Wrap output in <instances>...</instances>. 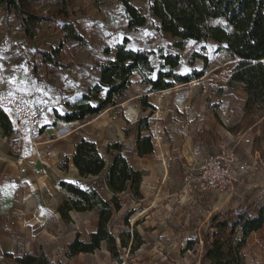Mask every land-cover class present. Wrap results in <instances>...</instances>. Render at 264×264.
<instances>
[{
    "label": "rangeland",
    "instance_id": "rangeland-1",
    "mask_svg": "<svg viewBox=\"0 0 264 264\" xmlns=\"http://www.w3.org/2000/svg\"><path fill=\"white\" fill-rule=\"evenodd\" d=\"M110 3L109 0L40 1L35 8L36 12L41 17H48L51 22L41 24L29 34H25L15 25L12 15L6 16L0 12V57L3 55L0 62L9 58L7 64L12 71L15 70L14 74H19L20 80L30 81L31 63L37 66L36 76L42 74L40 79L44 74H54L51 65L44 63L41 51L58 49L56 61L61 65L73 64L74 58H85L90 50L92 53L88 42L85 46L76 42L75 45L69 46L68 44L73 42L65 41L60 26L72 23L84 39L93 30L99 32L104 42L112 41L114 34H109L111 30L106 19L110 18L108 15H112L114 22L119 23L124 10L119 4L111 6ZM131 4L145 16L147 22L135 38L124 37L128 39L126 48L151 52V63L155 72L173 56L179 63V66L172 70L173 74L185 76L202 72L203 76L187 84H174V87L166 90L164 94L155 95L148 90L149 86L137 82L138 74L134 73L130 80L136 81V84L130 82L123 95L116 97L113 105L99 114L87 116L83 122L72 124L58 120V114L54 111L52 122L50 119L44 122L45 136L39 140L38 146L42 152L40 158L35 160L38 161L33 171L38 172L36 166L41 163V158H47L50 153L47 160L50 162L58 149L62 151L58 162L52 164L53 167L42 164L44 169L40 168L44 174L50 171L52 183L50 190L45 193L50 199H56L52 202L54 207L56 201L62 203L69 197L58 186L60 181L79 187H83L86 180L95 182L93 178L85 180L79 175L73 177L70 172L69 168L74 165L75 153L71 147L77 136L94 137L100 141L99 153L105 164H109L116 153H121L131 165L132 147L138 129L148 126V130L140 134L151 136L152 142H156L158 138L160 140L156 143L157 154L148 160L145 166L143 164L149 174L145 175L141 171L143 177L140 197L131 189L118 195L120 209L114 211L109 227L117 244L120 239L126 244V248L120 250L119 259L110 256L106 243H101L99 249L91 254L69 257L68 242L76 236L82 241L88 240L89 234L96 231L98 223L96 211L71 212L68 219L48 216L47 226L53 229L56 239L48 236L51 239L48 244L52 247H47L44 251L41 249L44 248V235L33 236L31 230L26 233V254L42 253L53 264H199L203 253L201 232H210L212 216L248 207L250 213L255 215L258 209L264 207V110L252 109L245 114V94L239 87L227 86V79L236 65V60L228 56L224 45L210 40L200 43L186 41L182 49L174 47L177 40L158 30L157 20L149 15L148 3L133 0ZM89 8H94L97 16L91 15ZM17 36L23 37V40H17ZM44 37L52 39L47 47L38 42ZM116 39H120L119 35ZM30 41L36 44L27 46L26 43L30 44ZM112 43L110 42L108 50L102 49L104 56L114 47ZM39 45L43 47L40 48ZM27 50L30 59L26 58ZM18 53H21L20 60L15 57ZM71 53L73 62L66 63L67 56ZM16 62L19 64L16 65ZM78 63L75 69L86 65L88 71L89 67H93L95 71L96 64L91 57ZM2 71L4 68L1 66L0 72ZM74 86L80 88L77 82ZM82 90V94L87 93ZM155 102L160 106L159 109L151 106V103ZM181 103L182 106L173 107ZM92 104L96 105L95 102ZM198 120L200 122L196 123ZM238 133L240 136H237ZM246 138H249V144L243 142ZM1 139L6 146L3 157H0V198H4L10 191L4 184L6 181L11 184L23 182L30 174L19 175L15 171L11 174V168L15 169L12 163L16 154H10V142L4 137ZM52 143L55 146L51 145ZM222 151L246 162L250 157L254 158L257 151L262 161L257 160L254 168L240 174L241 177L231 195L209 191L201 178L202 167L206 161ZM103 171L105 173V170ZM15 191L11 188L14 195L22 192L19 188ZM99 192L103 198L110 199L111 194L106 189L99 188ZM1 223L0 219V231ZM135 231L142 241L141 245L138 244L140 240L133 236ZM240 237L239 232L236 238ZM9 255L15 258L25 254L20 252ZM242 255L243 264H264V228L249 236ZM0 264L17 263L7 258L6 253L0 250Z\"/></svg>",
    "mask_w": 264,
    "mask_h": 264
},
{
    "label": "trees",
    "instance_id": "trees-1",
    "mask_svg": "<svg viewBox=\"0 0 264 264\" xmlns=\"http://www.w3.org/2000/svg\"><path fill=\"white\" fill-rule=\"evenodd\" d=\"M46 0H0V12L6 16L12 15L15 25L25 34L33 33L34 29L51 19L41 17L35 8L38 3ZM116 1L124 10L128 28L145 26L147 20L132 4L133 0ZM148 3L150 17L158 22V30L171 35L177 41L174 47L182 49L183 43H195L210 40L224 45L228 56L236 60L228 79L229 88L239 87L245 94L243 111L245 114L252 109L264 110V0H140ZM54 22V21H52ZM65 41L85 45L84 37L72 23L60 26ZM127 38L115 47V59L107 64L99 65L100 79L97 85L82 94L77 103L64 111L57 119L65 123L81 121L87 116L97 115L114 99L120 97L130 85L131 76L136 73L141 83L149 86L150 92L169 90L174 84H187L203 76H179L172 70L179 66L178 61L170 56L166 64H161L155 72L151 63V52L141 49H127ZM58 49L41 51L43 61L51 64L52 69L68 68L56 61ZM95 102L94 106L92 103ZM150 106V105H148ZM151 109H153L150 106ZM148 126L138 129L135 139V152L139 157L153 153L151 136H141ZM0 132L8 137L11 132L10 122L0 112ZM19 143H12L10 154H17ZM74 167L80 178L95 179L87 181L83 187L66 181H60L58 186L66 192V198L58 207L57 213L62 219H68L70 212L85 213L96 211L97 228L89 234L88 240L82 241L78 236L68 247V256L91 254L99 249L101 243H106L107 251L113 259H119L121 251L126 248L123 239L117 244L110 231V221L114 211L120 209L118 195L131 189L140 197V185L143 173L133 168L121 153H116L102 177L105 163L95 144L80 140L75 144ZM65 168V166H64ZM104 188L110 199H105L99 192ZM264 228V207L258 209L255 215L250 208L229 210L223 214L212 216L210 232H201L203 253L199 264H243L242 250L252 233ZM240 238H236L237 233ZM133 236L139 239L136 231ZM134 239V238H133ZM140 240V239H139ZM142 241L140 240V243ZM17 264H53L40 253L25 254L12 257Z\"/></svg>",
    "mask_w": 264,
    "mask_h": 264
},
{
    "label": "crops",
    "instance_id": "crops-1",
    "mask_svg": "<svg viewBox=\"0 0 264 264\" xmlns=\"http://www.w3.org/2000/svg\"><path fill=\"white\" fill-rule=\"evenodd\" d=\"M115 4L118 5V3L116 1H111V3H110L111 6H114ZM88 12L91 15L97 16L94 8H89ZM108 17H110V18H108L106 20L108 21L109 27L111 30V33H109V34L110 35L114 34V36L111 37L112 41L104 42L103 38L101 36H99V32L97 33L93 30L91 31L89 36L87 38H85L86 43L88 42L87 45L90 47V49H92V53L90 50V52L88 54H86L85 58L87 60H89V58L91 57L92 61L93 62L95 61V64H96L95 65V71L93 69V72H89L88 69L85 67L86 65L85 66L81 65L80 67L75 69V65L78 66V64H79L78 62L85 59V58H83V56H81L82 57L81 59L74 58L75 61L73 64H67V65H69L68 68L58 67L56 70L52 69V70H54L53 75L52 74H49V75L44 74L43 78L40 79L39 76H41L42 74H40L39 76H36L37 66H33V64L31 63L30 68H31L32 78H30V81H24V80H20L19 74H14L15 70L12 71L10 69V66L7 64V62H9V60H8L9 58H8V59H5V60L0 62V68H1V66H2V68H4V71L0 72V85H1V87L4 89H7V90H14V91H20V92L26 93L29 97H31V100H32L34 106L37 108L46 106L49 103H54L56 105L58 103L59 99L62 98L63 95L69 89L76 88L74 86L75 82H77L79 84V87H80V88L77 87V89H80V90L83 89L82 92H88L89 89L93 88L99 82L100 73L98 71V66L107 64L109 61H112L115 59V56H116L115 47L118 44H120L119 41L121 39H123L124 37H128V36H130L131 39L133 37L135 38V36L137 34H139L141 29L143 27H145V26H143V27H139V28H128L127 27V18L125 16L124 11H123V18L121 19V21H119V23L114 22L112 15H110V16L108 15ZM163 34H165V33H163ZM118 35H119L120 39H116ZM166 35H169V34H166ZM169 36H171V35H169ZM17 40H23V37L19 36L17 38ZM47 40H49V41H47ZM50 41H52V39H47V37L46 38L44 37L42 39V41L39 40L38 42H42V44H44V47H47L46 45L49 44ZM110 42L111 43L113 42L112 44L114 45V47H111V49L109 50L107 55L104 56L103 51L109 47ZM67 43H71V42H67ZM86 43H85V45H86ZM35 44L36 43H32L31 41H30V44L26 43V45L30 46V47L34 46ZM68 45L73 46V45H75V42L68 44ZM39 46H40V48L43 47V45H39ZM23 49H24V47H23ZM102 49H104V50H102ZM28 51L29 50H27L25 52V55L27 56L26 58L30 59V57L28 55ZM19 54H20V57H19ZM69 55L71 58V62H73V59H72L73 53H71ZM6 56L7 55L5 54L4 57H6ZM15 57L17 58V60H20L21 59V53H18ZM23 58H25V57H23ZM12 63L14 64V62H12ZM44 63L49 64L47 62H44ZM18 64L19 63L16 62V65H18ZM49 65H51V64H49ZM12 74H14L13 77H12ZM9 77H12V78H9ZM132 77H133V75L131 76V78ZM137 77H138L137 82L141 83V79H140L139 75H137ZM130 82L132 84H136L135 83L136 81H133L132 79L130 80ZM129 86H128V88H129ZM148 90L150 91L149 88H148ZM164 92H166V90L160 91V92H152L151 94L158 95V93L164 94ZM78 99L79 98H77V101H78ZM185 103L186 102H184L183 106H185ZM151 106L154 108H157V109H159V107H160L158 104L156 105V102L151 103ZM176 106H182V103L174 105L173 107L176 108ZM52 115L53 114H49L47 116V117H49V118H47V120L50 119L51 120L50 122H52V120H53ZM84 120L85 119L81 120L80 122H83ZM80 122L76 121L75 124H78ZM199 122H200V120L196 121V123H199ZM211 128H213V127L211 126ZM216 132H218V131H216ZM141 136H145V135H141ZM2 137L3 136L1 135V132H0V157H3V154L5 153V150H6V146H4L3 141L1 139ZM78 137L79 136H77V138L75 137L76 138L75 143L71 147L72 152L75 151V144L80 140H86V141L93 142L95 144L98 152L101 149L100 141H98L94 137H85V136H81L79 138ZM4 138L6 139V137H4ZM159 141L160 140L158 138V139H156V142H153V146H154L153 153H151L149 155L142 156V157H139L136 155L135 144H134V147H132L133 148V156L131 159V166L137 170L142 171L143 173H145V175L149 174L148 169L145 168L144 166L148 160H151V158H153L157 154V152H156L157 144L156 143ZM53 143L51 145L55 146V144H53ZM58 145H60V144H58ZM57 147L58 146L56 144V149H57ZM52 149L55 150V148H53V147H52ZM7 152H8V150H7ZM41 152H42V149L39 151V148H36L35 150L30 151V155H31L30 159L33 161V163H31V160H30V163L27 165L28 169L26 170L25 173L30 174V175L23 182L22 181H20L19 183L13 182L11 184V182H8L5 180L6 182L4 184H6L8 186V188H9L8 190H10V191L7 192V195L4 198H0V219L2 222L1 223L2 230L0 231V235H1L0 250L5 252L6 254H8V253L13 254V253H20V252H23L24 254H26L28 252V249H26L27 245L24 246V244L27 242V239L25 237H27L26 233L29 230L33 231L32 232L33 236L39 235V234L44 235V238H43L44 239V245H43L44 248L43 247L41 248L43 251L47 247L48 248L52 247L51 244H48L49 241L51 240L50 238L56 239L53 235L54 234L53 229L50 228L49 226H47L48 225L47 219H48L49 215H52L55 217L59 216L56 209H58V207L60 206L61 203L56 201L57 204L55 205V207H54V205H52L53 200H56V199L55 198L50 199L47 196V194L45 193L46 191L50 190V186L52 183V179L50 177V171H47V174L46 173L44 174V173H41L42 171H40V168L44 169L42 164H48L49 166H51L52 164L55 165L56 162H58V160L60 159L62 151L58 149L55 152V154H53L54 159L51 160L50 162L47 161L50 158V155H49L50 153L48 154L47 158H41L40 159L41 163L36 166L38 172L35 173L33 171L34 165L37 164L36 162L38 161V160L37 161H35V160L40 158ZM57 152H60V153H57ZM259 155L260 154L256 151L254 158L250 157V159L247 162L245 160H243V161H245L246 163H252V162H254L255 158H258L259 161L262 162ZM110 163L111 162H109V164ZM256 163H257V161H256ZM0 164H1V161H0ZM12 164L15 167V169H12L13 167L11 168V174H14L13 173L14 171L17 172L19 175L25 174V173H20L17 166L14 163H12ZM109 164H105V168H104L105 173H103L104 176L107 172ZM143 164H144V166H143ZM53 165H52V167H53ZM69 169H71L70 172L73 174L72 175L73 177L78 176V172H77V170L73 164ZM32 171H33V174H31ZM44 172H45V170H44ZM144 184L145 183L143 182L142 185L144 186ZM242 184H243V182H242ZM11 188H13L14 191L19 188L22 192L14 195L13 193H11ZM70 214H71V212L69 213V216H71ZM73 240L69 241L68 245L71 242H73ZM51 242H53V241H51ZM32 251L34 252V250H32Z\"/></svg>",
    "mask_w": 264,
    "mask_h": 264
},
{
    "label": "built area",
    "instance_id": "built-area-1",
    "mask_svg": "<svg viewBox=\"0 0 264 264\" xmlns=\"http://www.w3.org/2000/svg\"><path fill=\"white\" fill-rule=\"evenodd\" d=\"M66 63L71 62L70 55L67 56ZM63 62V63H65ZM93 71V67H89ZM82 95L77 88L69 89L58 103H49L46 106L37 108L34 106L31 97L26 93L14 90H7L0 85V112L3 113L10 122L11 132L6 139L12 143H19V151L13 158V163L20 173H25L27 165L30 163V151L40 146L39 140L44 136L45 120L54 111L63 116L64 111L77 103V98ZM237 136H240L238 133ZM249 144V138L243 140ZM258 158L254 162L247 164L242 159L233 154H225L223 151L208 159L202 167V180L205 188L215 194H232L234 186L238 183L241 173L248 172L254 168ZM259 160V159H258Z\"/></svg>",
    "mask_w": 264,
    "mask_h": 264
}]
</instances>
